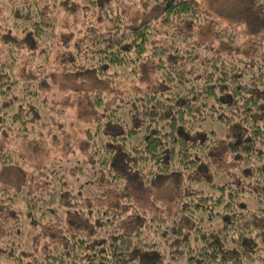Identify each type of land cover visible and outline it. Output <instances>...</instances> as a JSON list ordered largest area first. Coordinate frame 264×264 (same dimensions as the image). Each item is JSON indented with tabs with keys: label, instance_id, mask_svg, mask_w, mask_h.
<instances>
[{
	"label": "trees",
	"instance_id": "16d2710c",
	"mask_svg": "<svg viewBox=\"0 0 264 264\" xmlns=\"http://www.w3.org/2000/svg\"><path fill=\"white\" fill-rule=\"evenodd\" d=\"M9 1L0 264H264V0Z\"/></svg>",
	"mask_w": 264,
	"mask_h": 264
},
{
	"label": "rangeland",
	"instance_id": "374dc122",
	"mask_svg": "<svg viewBox=\"0 0 264 264\" xmlns=\"http://www.w3.org/2000/svg\"><path fill=\"white\" fill-rule=\"evenodd\" d=\"M0 2L5 5V7L8 5L7 3H9L10 1L9 0H0ZM64 83H66L64 80H62ZM69 83V82H68ZM86 113H89V112H84L82 109L79 110L77 112V115H78V120H84L88 115ZM90 114V113H89ZM18 144L21 145V147L24 146L25 149H27V152L30 153V156L33 158V159H40V160H47V158L50 156L48 151H44V150H39L36 148L35 145H32L30 146L26 140H18ZM36 148V149H34ZM2 171V170H1ZM1 171H0V181H2L3 179H6L8 180L10 183H12L11 179L8 178V176L6 174H2L1 175ZM3 172L4 173H7L5 169H3ZM145 199L143 198L141 201H140V204L139 205H144L146 206L145 204ZM24 207V204L23 203H20L18 205L15 206V209L19 210V209H23ZM75 208H72V210H74ZM77 209V207H76ZM72 212V211H71ZM3 217V216H2ZM47 220L44 221V224H45V228L44 230H40L38 229L37 232L35 233V235H39L40 233H42V235L40 236V239L41 240H46V239H50V237H56V236H61V234H63V232L65 234H70L71 232L68 231L67 232V229L68 228H65V225H68L70 224L71 222H74V223H82L83 219L80 215L78 214H69L67 212V209L66 208H61L58 209L54 215H49V217H46ZM23 232L26 233V230L23 229ZM23 239H26V237ZM166 249V252L168 251L167 249V246L165 247ZM173 264H183L184 263V260H183V257L182 256H178L176 259L173 260L172 262Z\"/></svg>",
	"mask_w": 264,
	"mask_h": 264
}]
</instances>
